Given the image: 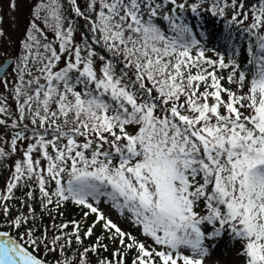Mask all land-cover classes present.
Here are the masks:
<instances>
[{
	"label": "snow or ice",
	"instance_id": "1",
	"mask_svg": "<svg viewBox=\"0 0 264 264\" xmlns=\"http://www.w3.org/2000/svg\"><path fill=\"white\" fill-rule=\"evenodd\" d=\"M2 170L0 264H264V0H37Z\"/></svg>",
	"mask_w": 264,
	"mask_h": 264
},
{
	"label": "rangeland",
	"instance_id": "2",
	"mask_svg": "<svg viewBox=\"0 0 264 264\" xmlns=\"http://www.w3.org/2000/svg\"><path fill=\"white\" fill-rule=\"evenodd\" d=\"M37 0H15L16 8L12 10L8 7V0H0V16H2V23L0 28L6 33L3 42L0 43V52L14 54L18 42L22 39L25 29L32 18V10ZM209 30L215 32L214 26L209 25ZM215 42V41H214ZM213 55L212 52L208 53ZM226 75V74H225ZM3 182L8 173L6 170L0 171ZM74 213L80 210L72 205L68 206ZM106 207V206H105ZM66 215V213H65ZM112 218L126 230H135L129 223L124 222L121 218L112 215ZM238 246H234L232 242L225 237L218 246L212 251V254L205 259V264H240V259L236 255Z\"/></svg>",
	"mask_w": 264,
	"mask_h": 264
},
{
	"label": "trees",
	"instance_id": "3",
	"mask_svg": "<svg viewBox=\"0 0 264 264\" xmlns=\"http://www.w3.org/2000/svg\"><path fill=\"white\" fill-rule=\"evenodd\" d=\"M215 41H216V45H217V50H221V51H223V49L220 48L219 40L216 39ZM241 42H242V43L245 42L243 37H241ZM240 59L243 60V54H241ZM225 74H227V73H225ZM0 184H3V177H2V175H1V173H0ZM68 206H69V205H68ZM68 206L66 207L65 210L69 209ZM80 215H81V212H80V211H79V212L77 211V212L74 213V212L71 210V216H69V217H67V218H68V219H73V218H74V219H79V218H80Z\"/></svg>",
	"mask_w": 264,
	"mask_h": 264
}]
</instances>
